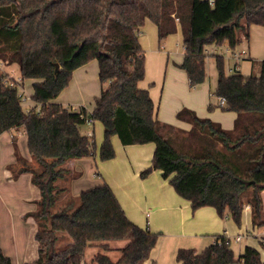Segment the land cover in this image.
Returning a JSON list of instances; mask_svg holds the SVG:
<instances>
[{"label": "trees", "instance_id": "1", "mask_svg": "<svg viewBox=\"0 0 264 264\" xmlns=\"http://www.w3.org/2000/svg\"><path fill=\"white\" fill-rule=\"evenodd\" d=\"M147 20L157 25L160 42L180 25L184 58L178 66L196 87L207 78L209 45L226 42L235 49L249 39L252 25L264 26V0H0V60L18 64L23 80H35V105L26 110L19 85L6 83L8 74L0 72V134L23 127L31 156L19 154L14 135L17 162L10 170L15 178L31 173L40 190L29 214L37 223L39 257L25 264H82L88 246L109 250L110 241L124 239L119 259L99 252L94 262L145 264L151 257L159 233L132 221L108 182L56 208L69 190L68 161L96 154L102 161L113 159L114 136L123 145L154 143L152 163L141 176L160 169L194 210L214 207L241 226L243 200L250 197L253 227L264 226V59L259 75L227 74L224 56L214 54L215 94L225 99L224 110L236 112L234 126L224 128L183 107L176 117L190 123L185 130L161 121L150 91L139 86L146 75L139 35ZM93 59L102 85L107 84L93 110L54 101L74 70ZM89 119L103 125L98 150L95 134L80 129ZM57 232L72 241L56 249ZM260 243L263 251L248 245L236 255L231 240L217 234L201 251L179 248L176 258L180 264H264L263 238ZM0 264H13L2 248Z\"/></svg>", "mask_w": 264, "mask_h": 264}, {"label": "crops", "instance_id": "2", "mask_svg": "<svg viewBox=\"0 0 264 264\" xmlns=\"http://www.w3.org/2000/svg\"><path fill=\"white\" fill-rule=\"evenodd\" d=\"M179 28H181L180 25H178ZM177 31L160 42L157 25L150 20L146 21L139 35L140 43L146 51V75L139 82V86L150 91L156 106V115L161 121L173 122L176 126L189 130L190 123L182 120L174 121L166 117V112L162 113L164 107L176 116L178 110L188 107L201 117H209L220 122L224 128H232L237 116L236 112L224 110L220 106V100L217 106L212 98V89L203 83L190 87L186 71L178 66L184 58V47L183 35L178 34L179 31ZM245 40L246 46L239 51H245L243 57H249L253 61L263 60L264 26L252 25L250 37ZM95 61L93 59L75 69L69 85L54 101L65 105L67 103L83 104L84 99L78 95V90H81L85 96L88 94L87 97L98 96L94 95L98 87L96 78L99 79V63ZM95 71H97V76H95ZM24 84L25 81H22L23 86ZM72 96L77 99H72ZM210 104L213 105L211 110L209 109ZM88 130L87 134L93 133L90 128ZM100 132L102 141V130ZM24 134L26 131L23 128L12 129L0 134V248L11 257L13 264H25L39 257L38 242L35 238L37 223L33 216L27 217V213L36 209L35 200L40 197V190L32 183L29 172L22 173L17 177L18 180H14L9 166V163L17 159L11 156V152L15 149L13 136L24 137ZM113 143L117 151L113 159L102 161L96 154L95 156L72 158L68 161V166L73 163L69 166L71 171L72 166L78 168L76 172L82 175V178L84 167L89 166L88 170L89 168L94 170L93 174H97L100 179L96 181L93 178L95 180L93 181L92 178L86 176L78 195L83 190L100 185V182H108L127 216L138 225L159 233L158 242L151 255L152 263L149 262V264L168 261L171 255L176 256L177 250L181 247H192L198 250L196 244L202 243L205 235L214 236L207 241L209 245L214 242L215 235L224 234L231 240V247L236 255L243 253L248 245L263 251L258 241L261 238L264 239V233L257 232L259 228L253 227L250 209L245 210L244 208L241 226H238L229 215L219 216L214 207L204 206L194 210L191 202L177 193L169 179L163 177L160 169L153 170L146 177L141 176V171L152 163L154 143L123 145L118 136L113 137ZM71 173L74 174V172ZM23 176L26 177L25 187L29 193L24 196L34 203L30 204L28 209L22 204L25 202L17 204L12 201L11 203L9 199L16 195L13 187L23 180ZM10 179H12L11 182ZM262 194L264 197V190ZM244 201L246 205H251L250 197L244 198L243 203ZM241 233L246 236L236 241L235 236ZM29 234H31L30 237ZM122 241L114 245L110 243L109 250L97 245L101 248L93 253L91 260L97 253L102 252L116 261L121 257L120 248L127 243L126 239ZM233 243H236L235 247ZM85 257L86 251L82 263Z\"/></svg>", "mask_w": 264, "mask_h": 264}, {"label": "rangeland", "instance_id": "3", "mask_svg": "<svg viewBox=\"0 0 264 264\" xmlns=\"http://www.w3.org/2000/svg\"><path fill=\"white\" fill-rule=\"evenodd\" d=\"M146 24V23H145ZM179 33L178 34H182V29L179 28L178 29ZM177 31V32H178ZM246 40L244 39L240 44H238L236 46L235 49H230L228 43L224 42L222 44H211L208 46L207 48V58H206V71H207V78L206 80L203 82V85L210 87V89H212V98L215 102V104L218 106L219 105V100L220 97H218L215 94V89L217 86V80H218V71L216 68V64H215V56L214 54H221L224 56V65H225V72L227 74L235 72V71H240L243 74L246 75H259L261 72V64H262V60L257 59V60H250L249 57H239L237 55V53L239 51H241L246 45ZM95 62H98L97 59H95ZM6 66V67H5ZM3 66V69L7 72L10 73L14 70L15 74H13L15 77H20L21 78V74H20V67L18 64H15L14 66H8L5 65ZM152 69V68H151ZM154 70V69H153ZM95 76H97V71H95ZM96 78V77H95ZM97 83H98V87L97 90L94 92V95L97 94L99 95V93L101 92L102 87H107V84H103L101 83L100 79H98V77L96 78ZM23 81H25L24 86L22 85V83L19 84V92L23 93V106L24 108L30 109L33 105H34V101L31 98V95L33 94V79L32 78H27L24 79ZM78 95L81 96V99H84V103H78V104H73V103H67V106L70 107H79L80 105L86 106L88 108V110H93L94 106V96H88V94L83 95L81 90H78ZM77 93V92H76ZM72 99L76 100L77 98L72 96ZM65 105V104H64ZM90 110V111H91ZM166 112V117H168L169 119H172L174 121H179V119L176 118L175 113H170L169 110L164 109V107L162 108V113ZM172 123L174 125H176L173 122H169ZM23 128V127H20ZM91 129L93 131V133L95 134V139H96V143H97V150L99 149L102 141H101V137H100V131L102 130V140H103V130L102 129V123L99 121H96L94 123H88L85 122L84 124L80 125V129L83 133H88V129ZM24 129V128H23ZM16 144H17V149L20 155H22L23 157L30 159V153H29V149H28V145H27V136L26 134H24V137H18L16 138ZM14 147V145H13ZM11 156L15 159V149H13V152H11ZM17 162V159L14 162L9 163L11 165H14ZM70 163V162H69ZM73 163L69 164V166H71ZM88 167H84V174H83V178L82 175L80 176V174H78L76 171L78 168H73L72 166V172H74V174H70V178L69 180H67L66 184L69 186V190L67 191V193L63 196V198L57 203L56 208L59 207L62 203H64L66 200L69 199H78V193H79V189L81 184L85 181L86 176L93 178L96 181H100V179L98 178L97 174H93L94 170H88ZM82 178V179H81ZM97 178V179H96ZM13 179L18 180V178L13 177ZM26 177L23 176V180L19 183L15 184V187H13L14 192L16 193V195L14 197H10V202L12 203V201H15V203L20 204L22 203L24 206H26V208L28 209L30 204H34L33 202H31L29 199H27V197H25V194H29L28 190H26L25 187V180ZM81 179V181H79ZM12 179H10L11 182ZM93 180V181H95ZM101 184L104 183L100 182ZM29 185L31 186V182L29 181ZM28 186V185H27ZM244 205L245 201H244ZM31 212L27 213V217L30 216ZM226 217V216H225ZM257 232L259 233H263V227H259V229L257 230ZM57 237L60 238L59 241H57L56 243V249H61L64 246H66L68 243H70L72 241V238L67 235L66 233L63 232H57ZM31 236V234H29V237ZM28 237V238H29ZM214 236L213 235H205L204 238L202 239L203 242L196 244V247L198 248L199 251L203 250L208 244L207 241H210V239H212ZM125 240V239H124ZM117 242H123L122 240H112L110 241V243L112 245L116 244ZM258 243L261 245L260 240L258 241ZM236 243H233V246L235 247ZM101 248L100 246L97 245H92V246H88L87 250H86V257H85V261L87 264H96L95 262H93L92 259V255L93 253L97 250ZM237 251V248H235ZM100 250V249H99ZM168 261H161L159 264H179V262L177 261L176 256L171 255L169 259H167ZM84 261V262H85ZM82 263V264H86V263ZM149 262L152 263V257L149 258L145 264H149Z\"/></svg>", "mask_w": 264, "mask_h": 264}, {"label": "built area", "instance_id": "4", "mask_svg": "<svg viewBox=\"0 0 264 264\" xmlns=\"http://www.w3.org/2000/svg\"><path fill=\"white\" fill-rule=\"evenodd\" d=\"M243 54H245V51H242V52H238V53H237V55H238L239 57H242ZM4 65H5L4 62L0 60V72H6V71L3 69V66H4ZM6 73H7V72H6ZM7 74H8V76L5 78V82H6V83L10 84L11 86H14V85H16V84L19 85L20 83H22V81H23L22 77H21V78H20V77H15V76L13 75V74H15V72H11V74H10V73H7ZM223 105H225V99L222 98V97H220V106H223ZM87 122H88V123H93V121H92L91 119H89ZM89 134H92V132H90ZM250 207H251V205H249V204L244 205L245 210L250 209ZM263 233H264V226H263ZM245 236H246V234L241 233V234L235 236V239H236V241H240V240H242L243 237H245Z\"/></svg>", "mask_w": 264, "mask_h": 264}]
</instances>
